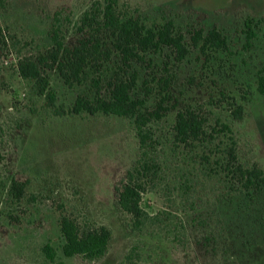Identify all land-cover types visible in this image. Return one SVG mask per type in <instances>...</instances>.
<instances>
[{"label": "rangeland", "instance_id": "374dc122", "mask_svg": "<svg viewBox=\"0 0 264 264\" xmlns=\"http://www.w3.org/2000/svg\"><path fill=\"white\" fill-rule=\"evenodd\" d=\"M93 1L0 0V264H264V190L245 192L205 164L214 143L191 150L176 144L172 131L177 111L192 106L208 133L228 124L239 162L264 171V95L256 85L264 66V0H118L123 14L170 19L186 37L216 26L229 45L210 63L191 48L169 68L172 102L150 125L159 164L142 195L150 218L138 230L116 207L113 191L138 157L132 122L71 115L75 89L51 74L52 106L17 73L20 57L47 47L56 11L70 29L64 18L74 22ZM246 20L253 21L250 40ZM238 104L244 111L236 121ZM12 179L26 185L19 202L7 196ZM61 215L108 228L104 255L65 257Z\"/></svg>", "mask_w": 264, "mask_h": 264}, {"label": "trees", "instance_id": "16d2710c", "mask_svg": "<svg viewBox=\"0 0 264 264\" xmlns=\"http://www.w3.org/2000/svg\"><path fill=\"white\" fill-rule=\"evenodd\" d=\"M64 19L70 29H64L61 11L53 14L47 47L20 57L17 73L52 106L51 74L67 88L75 89V99L67 109L71 115L113 116L132 122L138 157L113 191L116 207L131 217L135 229H141L150 218L141 206L142 195L159 170L154 155L158 140L150 125L162 118L172 102L174 76L168 74L169 68L184 61L191 48L210 63L217 55L229 52L227 38L216 26L199 28L186 37L170 19L146 22L140 15L123 14L118 0L93 1L74 22L68 15ZM252 24V20L245 21L248 40L255 36ZM256 85L258 93L264 95V66L256 73ZM243 111L241 104L236 105L231 112L233 119L241 120ZM216 126L218 129L213 127L208 133L205 119L195 108L186 106L176 113L173 140L191 150L214 143L212 158H201L205 164H213L218 173L245 192L264 190V171L255 165L243 166L236 155L231 127L223 122ZM25 187L24 182L12 179L8 198L19 202ZM59 231L65 257L82 256L90 261L104 255L112 237L105 226L84 227L66 215H61ZM43 251L53 259L48 246Z\"/></svg>", "mask_w": 264, "mask_h": 264}]
</instances>
